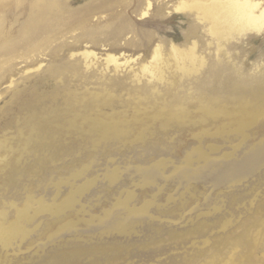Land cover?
Listing matches in <instances>:
<instances>
[{
    "label": "rangeland",
    "instance_id": "374dc122",
    "mask_svg": "<svg viewBox=\"0 0 264 264\" xmlns=\"http://www.w3.org/2000/svg\"><path fill=\"white\" fill-rule=\"evenodd\" d=\"M33 1L0 0V141L6 139L15 151L22 144L20 139L25 138L19 137V128L13 125L15 118L28 105L38 107L43 96L64 102L69 96L81 98L84 93L109 91L114 98L105 113H112V109L127 111L130 124L138 127L141 123L133 115L139 96L146 97L145 103L152 105H171L176 97L186 96L195 102L207 94L205 89L219 86L226 74L243 66L250 73L264 76V31L235 35L221 50L210 21L202 19L196 10L177 9L182 2L195 0H62L61 18L47 15L42 21L39 17L31 28ZM38 3L41 6L44 2ZM157 48L161 53L158 62L154 60ZM192 49L198 70L183 74L176 65L175 50L189 53ZM85 52L95 56L86 59ZM111 56L118 59L119 68L107 62ZM158 63L162 80L152 78L150 69H145ZM253 95L240 102L251 100L256 103V110L263 109L264 99ZM221 98L225 99L221 105L232 104V95L227 93ZM144 117L140 115L139 119ZM144 124L142 128L149 127L151 139L162 143L157 153L145 151L144 143L138 140L109 148L79 143L80 150L65 148L43 156L33 152L23 155L21 166L31 162L32 168L47 166L52 172L46 179L32 178V219L27 217L22 222L28 233L15 236L7 245L0 241V264H28L37 260L43 250L56 247L69 252L74 239L79 245H108L115 239L132 244L128 254L125 251L121 258L103 264H264V181L259 182V172L234 186H216L207 178L187 184L175 173L190 155H195L194 167L203 165L193 151L199 146L211 163L228 168L264 139V116L245 129L244 137L233 130L236 123L231 126L222 114L205 123H187L168 133L159 131L154 118H145ZM223 126L225 132H216ZM204 130L210 132L204 134ZM62 140L64 147L82 142L75 134H67ZM10 155L13 165L20 153ZM157 163L163 165L158 179L139 184V169ZM9 166L0 164V180L6 177ZM71 168L82 175L66 173ZM115 169L118 178L110 183L107 173ZM89 180L93 184L76 193ZM232 191L241 196L236 204L229 202ZM129 192L134 194L132 207L152 202L153 222L164 227L160 242L138 246L147 234L151 220L147 215L131 234L101 233L100 219L105 210H114L119 217L126 215L123 208L114 205ZM73 193L76 201L64 212L35 213L41 200L52 206ZM22 208H9L15 212L14 219ZM158 210L169 215L160 217L155 213ZM206 220L210 225L196 227ZM70 221L71 225H67ZM51 222L53 227L48 225ZM170 227L182 233L175 236L167 230ZM64 256L66 261L61 264H77L73 256ZM80 260L81 264H91L86 256Z\"/></svg>",
    "mask_w": 264,
    "mask_h": 264
},
{
    "label": "bare ground",
    "instance_id": "6f19581e",
    "mask_svg": "<svg viewBox=\"0 0 264 264\" xmlns=\"http://www.w3.org/2000/svg\"><path fill=\"white\" fill-rule=\"evenodd\" d=\"M43 1L40 6L38 2ZM62 0H35L31 5L33 20L31 28L36 19L45 18L47 15L52 18H61L63 16L64 5ZM151 2L148 3L150 8ZM34 8V9H33ZM178 10H196L202 15V19L210 21L211 32L219 41V47L224 49L225 44L230 41L235 35H241L246 32H261L264 31V2L260 0H195L193 2H182ZM30 28V29H31ZM30 43V41L28 40ZM86 59L95 56L92 52H85ZM161 53L160 48L155 50L154 60L160 61ZM176 65L178 70L183 74H190L196 72L197 56L194 49L189 53L175 50ZM107 62L114 63L116 68L120 67L118 59L111 56ZM146 70L151 71L152 78L159 80L164 79L163 71L159 66L151 68L145 67ZM230 69V68H228ZM205 96L200 97L195 102L188 96L185 99L176 97L171 105L150 104L146 97L139 96L134 106L133 118L138 121V127L133 126L129 122V115L127 111H114L106 114L105 107L111 106L114 95L109 91L103 92H89L79 98L69 96L64 102H60L54 97L46 99L45 96L40 97L39 106L28 105L25 107L20 116L16 117L13 125L19 128L20 148L15 151L14 146L7 142L6 139L0 141V164L12 165V157L10 153H20L17 162L7 170L6 177L0 180V241L7 245L10 241L19 234H27L28 227H23L22 222L31 216V197L33 194V177L39 176L40 178H48L52 169L47 166L31 167V162L25 163L21 166V157L28 152L36 153V155H44L46 153L56 152L57 149H67L71 151L80 150L79 143H89L88 145L98 147H111L118 143L126 141L141 140L143 149L148 152L157 153L158 147L162 143H158L151 139L148 133L149 127L144 126L145 118H154L158 120L159 131L163 133L170 132L173 128H181L187 123L196 124L198 122H207L209 119L215 118L222 114L226 117L229 124L236 128L233 129L237 132L239 137L246 135L245 129L250 126L260 116H264V108L256 110V103L251 100L240 102L248 95H257L259 100L264 99V76H259L250 73L247 66L236 70L230 71L226 74L225 80L215 88L205 89ZM232 95V104L226 103L221 105V97L226 94ZM216 95V96H213ZM253 95V96H254ZM143 115L144 118L139 119ZM195 120V121H193ZM23 124V127L21 126ZM21 126V127H20ZM27 130V131H25ZM225 132L226 127L216 129V132ZM28 133L27 135L25 133ZM209 130H204L203 133H209ZM67 134L76 135L81 138L82 142L77 141L71 143L68 147H64L62 139ZM81 136V137H80ZM84 139V140H83ZM84 144V145H85ZM23 147V149H22ZM193 151L196 157L203 161V165L194 167L193 159L195 157L190 155L185 158L182 165L175 170L176 176L181 178L187 184H191L193 180L199 178L210 179L216 186L224 183H229L232 186L248 177L258 174L259 182L264 181V139H262L258 146L251 149L248 155L243 156L241 159L235 161L232 165H227L228 168L224 169V165H214L209 161V157L205 155L202 147L199 146ZM3 154V155H2ZM27 157V156H25ZM24 158V157H23ZM40 157H37V160ZM44 159V158H43ZM42 160V159H41ZM45 161V160H44ZM164 163L163 160H161ZM157 163L150 168H140V183L147 185L158 179L159 170L163 165ZM44 165V164H43ZM1 169V168H0ZM6 169V168H5ZM66 173L82 175V172L73 171V168L66 169ZM65 173V174H66ZM118 170H112L107 173L110 183H114L118 178ZM93 180L87 181L82 185L76 193H82L83 190L93 184ZM76 193H73L69 198L65 199L59 204L50 206L45 201L39 202L38 208L35 213L43 211H51L57 214L73 204L76 201ZM229 202L236 204L241 200V196L236 191L228 194ZM134 198L132 192L128 193L125 199L119 198L115 207H121L125 210V216L119 217L114 210H105L103 217H101V233L102 234H131L136 232L139 226L143 223L144 217L149 216L148 230L144 239H141L138 246L145 243L156 244L162 239L160 230L164 227L157 225L153 222L151 215V201H146L141 207H132L131 200ZM23 207L18 210V217L14 219L15 212L10 211V207ZM264 211V206L262 207ZM158 216L163 217L169 215L167 211L158 210L155 212ZM65 218V217H64ZM58 222H61V216L58 217ZM198 226L203 227L210 224L209 221L198 222ZM49 227H53L54 222L48 223ZM71 225V221L67 224ZM215 225V224H214ZM167 229V228H166ZM169 233L175 236L181 231L177 229L168 228ZM114 243H90L87 245H79L77 240L72 241L73 249L69 252L63 251L56 247L49 250H43L44 253L39 255L37 260L32 259L28 264H61L66 261L64 255L68 254L69 257L73 256L77 264H81V256L89 258L91 264L107 263L111 259H119L123 256L125 251H130L131 243L121 242L120 240H113ZM131 245V246H130ZM105 252L106 254H104ZM104 256V259L99 257ZM113 257V258H112ZM107 258V259H105ZM70 264V263H68Z\"/></svg>",
    "mask_w": 264,
    "mask_h": 264
}]
</instances>
